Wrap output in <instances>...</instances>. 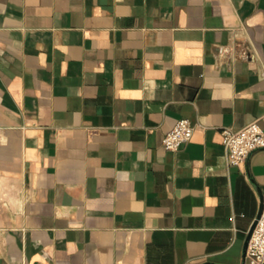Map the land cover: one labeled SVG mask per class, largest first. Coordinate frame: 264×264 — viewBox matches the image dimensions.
Masks as SVG:
<instances>
[{
    "label": "crops",
    "instance_id": "crops-1",
    "mask_svg": "<svg viewBox=\"0 0 264 264\" xmlns=\"http://www.w3.org/2000/svg\"><path fill=\"white\" fill-rule=\"evenodd\" d=\"M253 122L264 0H0V264H247Z\"/></svg>",
    "mask_w": 264,
    "mask_h": 264
},
{
    "label": "built area",
    "instance_id": "built-area-1",
    "mask_svg": "<svg viewBox=\"0 0 264 264\" xmlns=\"http://www.w3.org/2000/svg\"><path fill=\"white\" fill-rule=\"evenodd\" d=\"M194 127L187 119L179 120L163 140L168 151H178L192 139ZM223 144L227 150L228 162L233 167H241L250 155L264 149V129L253 122L241 130L225 128L222 131ZM253 229L246 252L247 264H264V199L263 210ZM250 232V231H249Z\"/></svg>",
    "mask_w": 264,
    "mask_h": 264
},
{
    "label": "water",
    "instance_id": "water-1",
    "mask_svg": "<svg viewBox=\"0 0 264 264\" xmlns=\"http://www.w3.org/2000/svg\"><path fill=\"white\" fill-rule=\"evenodd\" d=\"M262 210H263V202L261 204V207H260V211H259V214H258V217L257 219L260 218L261 214H262ZM257 225V221H255L251 227V230L249 232V235H248V238H247V241H246V250L248 248V245H249V241H250V238H251V235H252V232H253V229L255 228V226Z\"/></svg>",
    "mask_w": 264,
    "mask_h": 264
}]
</instances>
